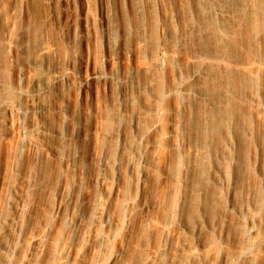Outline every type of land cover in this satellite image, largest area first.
Masks as SVG:
<instances>
[{
  "label": "rangeland",
  "instance_id": "obj_1",
  "mask_svg": "<svg viewBox=\"0 0 264 264\" xmlns=\"http://www.w3.org/2000/svg\"><path fill=\"white\" fill-rule=\"evenodd\" d=\"M0 264H264V0H0Z\"/></svg>",
  "mask_w": 264,
  "mask_h": 264
}]
</instances>
